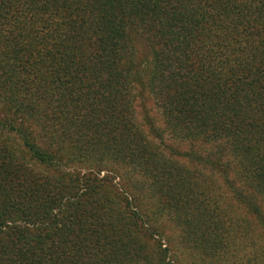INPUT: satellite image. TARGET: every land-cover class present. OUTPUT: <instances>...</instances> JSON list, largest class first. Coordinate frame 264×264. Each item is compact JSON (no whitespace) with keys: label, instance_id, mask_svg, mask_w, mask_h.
<instances>
[{"label":"trees","instance_id":"obj_1","mask_svg":"<svg viewBox=\"0 0 264 264\" xmlns=\"http://www.w3.org/2000/svg\"><path fill=\"white\" fill-rule=\"evenodd\" d=\"M144 193L203 262H263L222 200L264 228V0H0V264H183Z\"/></svg>","mask_w":264,"mask_h":264},{"label":"rangeland","instance_id":"obj_2","mask_svg":"<svg viewBox=\"0 0 264 264\" xmlns=\"http://www.w3.org/2000/svg\"><path fill=\"white\" fill-rule=\"evenodd\" d=\"M136 95L139 97L135 101V117L138 125L146 134H149L150 128L147 125V121L151 120L156 125V128L164 131L165 125L163 122V117L161 116V113L159 112L153 97L149 94V91L145 90L142 92V90L138 89ZM165 140L168 144L173 145L176 148H180L183 153L190 151L191 149L187 144L175 141L167 133L165 134ZM203 149L208 150L209 147L205 146ZM119 174L122 175V172H119ZM220 184L222 185V183ZM146 197L147 196L145 193L141 194L143 213L147 214L150 217L152 223L161 229L166 240L169 241L171 247L173 250H175V253H177L178 257L182 259L183 264H209V261L203 262L204 260L200 258V254L196 255L193 253L192 249H190L191 244L184 242L185 237L182 229L177 226L172 218V220L169 219L170 217H166L164 219L161 218L159 220V205L149 201ZM222 202L235 207L229 208V215L235 219H239L238 221L244 229L250 227L253 231L252 233L249 232L251 233L249 234L250 236H241V238L233 241L234 243L230 247L229 255L232 257H237L238 259L236 262H241V258L244 257L243 261L245 262L247 260L246 257H248V254L254 251V246L260 249L264 255V228L262 224H260V222L256 220L255 217L251 216L242 205L237 206L231 194L227 193ZM260 203L264 214V201H260ZM249 223L252 225H249ZM252 240L254 241L253 243ZM233 263H235V259L227 258L223 264ZM261 264H264V256L263 262Z\"/></svg>","mask_w":264,"mask_h":264}]
</instances>
